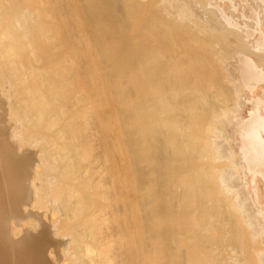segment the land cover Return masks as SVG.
<instances>
[{"label": "bare ground", "instance_id": "bare-ground-1", "mask_svg": "<svg viewBox=\"0 0 264 264\" xmlns=\"http://www.w3.org/2000/svg\"><path fill=\"white\" fill-rule=\"evenodd\" d=\"M181 1L0 0V264H264V68L233 52L252 107L212 113Z\"/></svg>", "mask_w": 264, "mask_h": 264}, {"label": "rangeland", "instance_id": "rangeland-1", "mask_svg": "<svg viewBox=\"0 0 264 264\" xmlns=\"http://www.w3.org/2000/svg\"><path fill=\"white\" fill-rule=\"evenodd\" d=\"M154 1H156V0H154ZM176 1H178L177 3H179V1L180 0H176ZM175 0L172 2V0H171V3L173 4L172 6H175L174 5V3L176 2ZM202 0H200V2L198 1V2H195V0H187V1H185V0H183V4L180 6L179 4H177L176 5V8H177V11L179 10H181L183 13L185 12V11H183V10H186L187 12H189V10L190 11H192V12H195L196 10H198L199 11V13L198 12H195L196 14H197V18L196 17H191V19H193V18H195V19H193L194 21L196 20V22H198V24L199 25H201V26H204L205 28H203V29H205V30H208L210 33H211V35L210 36H216V38H217V42L215 43V44H217V45H215L214 44V47L213 48H211V51H215V57L213 58V57H211L212 55H214V53L212 54L211 53V55H210V58H212L213 60H212V62H211V66L210 67H208L209 68V70H207V72H205V74L203 73V75H205L206 76V78L208 79V81H213V82H215V83H207V79H205V76L204 77H202L201 78V80H202V82H204L205 84H204V86L207 84L208 85V88H206V89H208L209 91H204V94L203 95H205V98H206V102H207V100H208V102H207V104L208 105H206V108H210V110L212 111V113L213 112H215V113H217L218 111L217 110H219V109H221V108H225V107H229V108H231L232 110L231 111H235L236 113H241V112H245L246 111V109H247V107L249 108H251L252 107V105H251V103H249V102H247L248 101V96L247 95H250V93L249 92H245V90L244 89H241L240 87H239V85L235 82H233L232 81V79H231V75H230V70H229V60L230 61H232L231 59H230V55L232 56V53L233 52H236V51H239L240 53L241 52H244L245 54H247L248 55V57H249V59L251 60V61H253V63H255L254 65L255 66H257L256 67V69L258 70L260 67L261 68H264L263 66H261V65H263L264 64V53H262L263 51H264V39L262 40V43H260V42H258V43H260L261 45H259L258 43H256L255 41L254 42H252V45H253V43H256V45H254L253 46V50L252 49H250V51H246L247 49L245 48V44H244V46L243 45H241L242 43H241V40L240 39H242V42L244 41L245 42V39H253V38H257L258 36H257V33H259L260 31H264V29L263 30H261L262 29V27L264 28V26H263V24L261 25V28H259L260 29V31H259V29L257 30L256 29V27L255 26H253L254 24H256L255 22H257L259 19V21L258 22H260V21H264V12L262 11V9L263 8H261L262 7V5L261 4H263L264 5V0H257L256 2H258V3H261V4H258V7H260L261 8V11L263 12H258L259 10H260V8H259V10L258 9H256L257 7H255L254 5H252V6H254V7H252L250 4H253L254 2H253V0H240V3H241V7L242 8H244L245 9V7H246V5L247 6H251V8H249L250 10L252 9V11L254 10V12L256 11V13L258 14H260L258 17H255L256 19L254 20V24H253V22L252 21H249L248 20V18H250L251 20L252 19H254V17L252 18V14L254 13H252V14H250L249 12H248V8L246 7V10H244L245 11V13H244V11H242L244 14H246V16H247V18H244L242 15H243V13H242V20L244 21V28H245V31H244V29L242 30V26L241 25H243V24H241L242 23V20L241 19H239L240 18V15H239V11H238V9H240L239 7H240V3L238 4V2H236V1H238V0H225L226 2H224L223 0H209V2L207 3V1L208 0H203L202 2H201ZM229 1H232L231 3H228L227 4V2H229ZM255 1V0H254ZM217 2V3H216ZM218 2H219V4H220V6L221 5H225V3H226V5H225V7L227 6L228 7V14L226 13H224V12H226V10L225 9H227V8H225L224 6V12H223V10H222V6H221V16L223 17L224 15L223 14H225V17L228 15V16H230V17H228V19H227V17H226V19L227 20H229L230 18V21H228V23L227 22H225L224 20H223V22L224 23H222L221 21H222V19L221 18H217V19H215L216 20V23H215V21H214V19L213 18H211V16L213 17V12H212V10L213 11H217V13H219L218 11L220 10V7H218V9L216 8V6H215V8H212V7H214V4L215 5H217L218 4ZM220 2H222V4L220 3ZM223 2H224V4H223ZM242 2H244V4L242 3ZM255 2V3H256ZM263 2V3H262ZM186 3V4H185ZM212 3H214L212 6H211V4ZM254 3V4H255ZM176 4V3H175ZM201 4V5H200ZM218 4V5H219ZM231 4V5H230ZM244 6H243V5ZM246 4V5H245ZM257 4V3H256ZM180 6V8H179V6ZM203 5V6H202ZM239 5V6H238ZM178 6V7H177ZM185 6V7H184ZM191 6H193V7H191ZM207 6V7H206ZM210 6V7H209ZM184 7V8H183ZM186 7H188V8H186ZM233 7H235V9H233ZM183 8V9H182ZM201 8V9H200ZM211 8V9H210ZM238 8V9H237ZM256 10H255V9ZM188 9V10H187ZM234 10H235V12H234ZM243 10V9H242ZM258 10V11H257ZM264 10V9H263ZM236 11H238V12H236ZM246 11H247V13H246ZM187 12H185V13H187ZM209 14H211V16H208V17H210L211 19H209L210 21H211V23H210V21L207 19H205V18H207L206 17V15H209ZM184 13V14H185ZM235 13H237V14H235ZM240 13V14H241ZM188 14V13H187ZM206 14V15H205ZM232 14V15H231ZM257 14L255 15V13H254V15L255 16H257ZM203 15H205V17H203ZM237 16V17H236ZM245 16V15H244ZM245 16V17H246ZM198 17H199V19H198ZM198 19V20H197ZM204 19V20H203ZM213 19V20H212ZM221 19V20H220ZM203 20V21H202ZM239 20H241V21H239ZM202 21V22H201ZM206 21V22H205ZM208 21V22H207ZM219 21L221 22V24L219 23ZM238 23H237V22ZM213 22L215 23V24H213ZM229 22H230V25L231 26H229ZM248 22H252L251 24H253L252 26L253 27H250L251 26V24L249 23L248 24ZM232 23V24H231ZM263 23V22H262ZM204 24H206V26L204 25ZM213 24V25H212ZM218 24V26H220V27H217L218 28V30H217V28H215L214 27V25H217ZM238 24V25H237ZM239 24H241L240 26H239ZM260 24H261V22H260ZM249 25V26H248ZM239 26V27H238ZM223 27V30L221 29ZM228 27V28H227ZM238 27V28H237ZM241 27V31L239 30V28ZM213 28V29H212ZM252 28V29H251ZM214 29H216V30H214ZM227 29V30H226ZM228 30H230V31H228ZM250 30H251V32H250ZM219 31V32H218ZM229 33H228V32ZM232 31V32H231ZM234 31H235V33H234ZM256 32V33H254V35H255V37H253L254 35H253V32ZM216 32V33H215ZM224 32H225V34H224ZM227 32V33H226ZM238 33V34H237ZM239 33H240V35H242L241 37H240V35H239ZM248 35H247V34ZM221 34H222V36H221ZM260 34V33H259ZM224 35H228V36H224ZM250 35V36H249ZM244 36H246L245 37V39L243 40V37ZM257 36V37H256ZM234 37V38H233ZM240 38V39H239ZM215 40V39H214ZM191 41V40H190ZM236 41V42H235ZM202 43V42H201ZM205 44H208V43H205ZM240 44V45H239ZM187 45V47H188V49L189 48H193L194 49V45L192 46V44H191V47H189L190 45L189 44H186ZM223 45V46H222ZM184 45H182V48H184L183 47ZM206 47H209V46H207V45H205ZM180 46H178V50L180 49L179 48ZM255 48V49H254ZM260 48H261V50H260ZM188 49H186V50H188ZM240 49V50H239ZM185 50V49H184ZM190 50V49H189ZM209 50V49H208ZM207 50V51H208ZM218 50V51H217ZM244 50V51H243ZM180 51H181V49H180ZM210 51V50H209ZM210 51V52H211ZM247 52H249V54L247 53ZM256 52V53H255ZM227 53V54H226ZM224 54V55H223ZM225 54H226V56H225ZM257 54V55H256ZM183 55H186V54H183ZM253 55V58H251V56ZM258 56V57H257ZM261 58H260V57ZM182 57V54L180 55V58ZM220 57V58H219ZM255 57L257 58V59H255ZM262 59V60H260L259 62H257V60H259V59ZM255 61V62H254ZM223 62V63H222ZM260 63V64H259ZM227 64V65H226ZM239 65V67H241L242 65H243V63L242 62H240L239 61V63H238ZM241 65V66H240ZM259 65H260V67H259ZM228 69H227V68ZM259 67V68H258ZM221 69V70H220ZM222 70H224V71H222ZM258 71H261V72H263L264 71V69H260V70H258ZM264 73V72H263ZM209 76V77H208ZM214 76V77H213ZM230 76V77H229ZM264 76V75H263ZM213 78V79H212ZM228 79V80H227ZM263 80H264V77H263ZM262 80V81H263ZM201 82V81H200ZM201 82V83H202ZM221 83V84H220ZM223 83V84H222ZM225 83V84H224ZM261 83H263V82H261ZM215 84V85H214ZM236 84L238 85L237 87H236ZM224 85V86H223ZM226 85V86H225ZM256 85H261V87L263 86V84H260V82L259 83H257ZM229 86V87H228ZM226 87V88H225ZM238 88V89H236V88ZM232 88V89H231ZM234 89H235V92H237L238 93V91H239V93L238 94H242V92H243V94L241 95V96H243V98H244V100L242 101L243 102V104H242V102L240 101V103L242 104V106H241V104L239 103V101H236L235 99V95H234ZM218 90V92H216V91ZM230 92H229V91ZM263 91H261V94H262V92H264V89H262ZM240 91H242L241 93H240ZM246 95H245V94ZM225 94H226V96L227 97H224L225 96ZM206 95H207V97H206ZM245 95V96H244ZM222 96H223V100H224V98H225V100H224V102H222L221 103V101H220V99H222ZM262 96V95H261ZM247 97V98H246ZM264 93H263V96H262V98H261V100H264ZM242 98V99H243ZM234 99V100H233ZM237 102L240 104V105H237L236 107H235V105L237 104ZM245 102V103H244ZM261 102V101H260ZM232 104V105H231ZM235 104V105H234ZM249 104V105H248ZM262 102L260 103V106L262 107ZM222 107H221V106ZM243 105H244V107L245 108H243ZM208 108V109H209ZM223 110V109H222ZM210 111V112H211ZM241 111V112H240ZM214 113V114H215ZM224 125V123H221V121H219V128H221L222 130L225 128L223 125ZM226 126V125H225ZM219 195H220V193H219ZM219 199L221 200V197H219ZM215 233H217L216 231H215ZM245 233H246V231H245ZM248 233V240L249 239H254V237H252L251 238V234L249 233V232H247ZM242 238H243V243L244 242H247V238H246V236L244 235H242ZM242 238H241V240H242ZM246 238V239H245ZM245 240V241H244ZM214 241H216V239L214 240ZM252 240H250L249 241V243H248V248L244 251V253L245 252H247V251H249V252H247V253H250V251L252 250V247H255V248H257L256 246H255V244H253V242L254 241H252ZM250 242L252 243V244H250ZM257 242H259V239H258V241ZM252 245V246H251ZM262 246H264V241L261 243V247ZM246 253V254H247ZM237 256H238V254H237ZM243 256H244V254H243ZM242 256V257H243ZM257 256V255H256ZM253 257L255 258V255H253ZM251 258H252V256H251Z\"/></svg>", "mask_w": 264, "mask_h": 264}]
</instances>
